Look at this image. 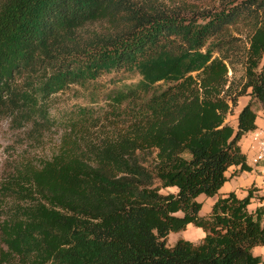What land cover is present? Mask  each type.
Masks as SVG:
<instances>
[{"label":"trees","instance_id":"obj_1","mask_svg":"<svg viewBox=\"0 0 264 264\" xmlns=\"http://www.w3.org/2000/svg\"><path fill=\"white\" fill-rule=\"evenodd\" d=\"M114 69L140 77L109 96L139 106L129 119H69L51 156L0 178V264L260 263L264 204L248 205L264 195L218 191L248 168L239 140L264 105V0H0L11 129L38 141L53 94ZM200 195L217 196L205 215ZM188 224L202 239L168 246Z\"/></svg>","mask_w":264,"mask_h":264},{"label":"rangeland","instance_id":"obj_2","mask_svg":"<svg viewBox=\"0 0 264 264\" xmlns=\"http://www.w3.org/2000/svg\"><path fill=\"white\" fill-rule=\"evenodd\" d=\"M187 1L189 2V7L196 14H204L220 8V5L226 0ZM233 1L237 2L239 0ZM139 78L137 73L124 69H114L100 75L95 80H89L84 84H73L53 94L48 103L50 107L49 114L55 125L38 141L29 138L25 130L11 129L7 121H1L0 178L3 177L8 169L21 161L51 156L59 146L64 124L69 119H85L86 117L87 119H129L131 113L136 111L139 106L134 107L133 104L127 102H123L120 106H115L109 102V96L126 84L136 83ZM251 188L252 191L255 190L254 187ZM162 192L165 191L162 190ZM200 200L203 205V212L209 208L213 198L201 196ZM257 206L258 199L255 198L251 200L248 209L253 210ZM188 227L182 231L170 232L167 245H172L178 237L184 238L187 235H191L192 232H190ZM197 242V240L193 241L195 244Z\"/></svg>","mask_w":264,"mask_h":264},{"label":"crops","instance_id":"obj_3","mask_svg":"<svg viewBox=\"0 0 264 264\" xmlns=\"http://www.w3.org/2000/svg\"><path fill=\"white\" fill-rule=\"evenodd\" d=\"M250 99L251 97L249 95H244V96L239 97L237 106L234 109V114L230 116V119L232 122H236V116L238 112L244 105H246L250 101ZM256 113H257L256 119H255L256 127L253 130H250L247 133H245L239 140L240 150L245 155L246 164L248 168L245 170H240L239 166L229 167L225 173L227 176V180L223 183V185L218 191L220 195L233 191L238 197L241 198L247 194L248 189L251 187L255 188V190L253 191L254 195H264V161H259V162L253 161V156H254L256 148L253 147L254 142L252 139L253 131L255 130L264 131V105L260 106ZM166 190L175 191L176 188L170 187ZM201 196H205V195L198 196V201L200 202H201L200 200ZM211 198H213V201L210 203L209 208L203 212L201 208L200 210L201 215H205L209 213L211 205L213 204L217 196H214ZM254 199L255 198H251V200H254ZM261 204H264V200H262L261 202L258 200V206ZM192 226L194 225L188 224L186 226L188 227V229L190 228L189 230L190 232H192L191 235H187L184 238L183 237H178V238H183L191 242H193L194 240H197L199 242L204 236V232L201 228L196 227V226L192 227ZM253 254L259 255L261 257L262 260L258 264H264V244L255 246L253 248Z\"/></svg>","mask_w":264,"mask_h":264},{"label":"built area","instance_id":"obj_4","mask_svg":"<svg viewBox=\"0 0 264 264\" xmlns=\"http://www.w3.org/2000/svg\"><path fill=\"white\" fill-rule=\"evenodd\" d=\"M253 147L256 148L253 161H264V131L255 130L252 133Z\"/></svg>","mask_w":264,"mask_h":264}]
</instances>
